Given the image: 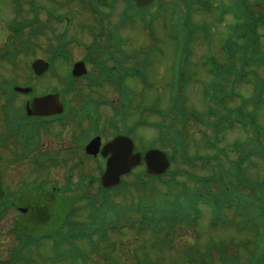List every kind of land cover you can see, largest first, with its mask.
Listing matches in <instances>:
<instances>
[{
	"label": "rangeland",
	"instance_id": "rangeland-1",
	"mask_svg": "<svg viewBox=\"0 0 264 264\" xmlns=\"http://www.w3.org/2000/svg\"><path fill=\"white\" fill-rule=\"evenodd\" d=\"M168 2V0H165ZM217 1V0H215ZM255 0H251L252 5H254ZM260 1V0H258ZM125 2H128L127 0ZM226 4L228 3V0H225ZM46 3V1H45ZM70 2L68 0L67 5H69ZM156 3H159L157 1ZM230 3V2H229ZM126 5L123 2V0H119L114 5L113 13L110 14V20L112 24L120 23L122 18V10L124 11L126 9ZM74 6V5H73ZM182 7V6H181ZM183 8V7H182ZM68 8H58L60 13H63ZM76 10H81L79 6L75 7ZM100 9H102L105 12H110V9L108 7L102 6ZM154 12L158 11V7L153 6L151 8ZM184 10L180 11L181 15H184ZM264 11V10H262ZM260 11V12H262ZM75 15V22L73 23V26H70L67 30V36L68 38L76 36L79 39L83 41V43H86L87 45L91 44L93 42L92 34L93 32H88L85 30V27L91 26L97 28L96 18L94 16H91L92 18L89 20H83L81 19L82 16H76L75 11L72 12ZM211 16L214 15L215 17V10L213 9L211 12ZM71 14V16L74 17V15ZM198 14L196 13L194 18H196ZM87 16H90L87 13ZM169 14L165 16L164 18L155 21L153 25V31L147 30L143 28V25L141 22L134 21V22H125L122 24V27L120 29V32L122 35L127 39V44L125 47L127 48L128 52L137 53L141 51V53L144 55L146 59L150 61V65L147 67L146 71L148 74L149 82L145 84V87L143 85L135 86L132 85L133 81L130 83L131 88L133 91H135L136 94H139V98L132 103L130 109L132 112V115L129 118L130 124L137 123L140 119H142L144 122H146L145 125H141L137 129V133L141 139H143L145 142L149 143L150 141L158 140L159 138V132L155 130L149 123L151 121H167V124L171 123L169 117L168 119H164V114L166 111L169 110L168 105L171 104V98L174 94V90L170 86V80L172 78V69L171 64L174 62L175 58V44L172 39L173 34V24L172 20L170 19ZM48 19V18H46ZM81 19V21H80ZM65 20L63 19L61 22H53L52 26L54 27L56 32H63L66 30ZM198 22V21H197ZM224 22H227V24L224 25L226 27L230 21L224 20ZM110 21H107L105 23L106 25V31L108 32V24ZM220 24H217V28H221L222 26H219ZM86 31V32H85ZM224 35L227 33L226 28H222L220 30ZM215 33V32H214ZM260 36L257 35V40L259 41L260 49H256L255 52H252L251 55L254 54V56H257V52L259 50V53L264 52V27H262L259 30ZM52 32L49 29L45 30V45L46 43L49 44L51 41ZM238 40V39H237ZM53 41V39H52ZM77 41V40H74ZM71 43V54L73 55L74 59L76 58H83L86 52L85 45H79L77 42ZM81 41V42H82ZM207 46V45H206ZM196 52H201V49L196 44L195 46ZM216 47V45H215ZM206 48V47H204ZM208 48V47H207ZM42 53V52H41ZM50 55L51 52L49 51ZM46 52L45 47V57L49 54ZM95 53V52H94ZM258 53V54H259ZM95 54L101 55L100 52H96ZM196 59L198 60L201 55L197 53ZM32 55V54H31ZM25 57L20 56V62L27 64L30 62L31 56ZM53 56V55H52ZM104 56H95L94 61H91L93 63V66H98V64H101ZM101 60V61H100ZM254 69L257 70L260 77L264 78V67H259L253 63ZM90 67V65H89ZM69 68L68 59L66 56L61 55L57 57L56 62L54 64L53 69L51 70L50 74L45 76V86H41L39 84V87H41V90L50 91L52 87L54 86H61V81L64 80L66 77L67 70ZM91 68V67H90ZM238 68H241L238 66ZM99 69V68H98ZM22 70V71H20ZM20 70H11L10 74H6V79H10V76H17V78L22 79L25 78L27 75H29L27 72H25V68L21 67ZM19 72V73H16ZM2 75L4 73H1ZM65 76V77H64ZM13 78V77H12ZM253 79V78H252ZM244 80L241 79L240 84L237 85L238 89L245 94V101L246 103H243L241 99L239 98H221L219 102H216L214 98H187V101L185 102V108L188 110L196 109L199 112V118L201 120H197L200 123L196 122V125H193V123H187L185 125L186 129V135L189 134V140H188V152L191 156H194L197 152L201 154H212L213 150L206 151L203 138L205 135V132L213 133L212 129H209L205 123V113L207 110H215L216 113L219 114L217 118L222 117H230L233 114V119L236 117L237 110H242L244 112L251 113V111L254 109L255 103L253 96H255V86H256V80ZM24 82V79L22 80ZM249 84L248 87L245 84ZM150 84V86H149ZM197 88V86H196ZM112 91V90H110ZM89 94H93L95 98H99L102 94H104V97L102 99L107 100H115L117 99V93L116 90L113 89L112 94H107L104 91L94 90L93 92H87ZM70 98L73 101L77 100L76 104L79 105L78 97L81 96L80 92L74 93L70 95ZM62 100V99H61ZM160 107V111L163 114L156 115L154 114L153 110ZM257 110H256V117L260 121L262 125H264V100L258 105L256 103ZM103 110H105L106 115L111 116L113 113V110L109 108L108 104H103L101 106V112L103 114ZM1 111V110H0ZM104 119L106 116H104ZM172 117H175V114L172 115ZM0 118L2 117V113L0 114ZM195 121V120H194ZM149 124V125H148ZM170 125V124H169ZM55 126H59V124H56ZM179 127H183L182 125H176ZM64 127H72L70 124L64 126ZM248 127V126H247ZM62 129L60 127H54L49 130V132L45 133V140L43 141V146H45V153L49 152L47 146H53L55 147V150L60 149L61 146L68 144L70 141V135L68 133H65V138H58V133L65 132L67 129ZM4 132V123L0 121V133ZM251 130L249 128H244L243 124L235 122L234 126L231 128V130L224 129L219 134V144L225 148H228L232 159H235L239 156V154L234 151V144H237L239 141L240 143H247V141L250 139V136L254 137L255 135L250 133ZM45 144V145H44ZM2 148L0 147V159L1 162H5L2 164L3 167H1V170L3 172V178L6 183L2 184V180L0 183V187L3 190V187H7L8 185H11L14 189L18 188L19 184L22 181L25 180H31L33 181L35 178H39L40 180H43L45 178V185L49 189L42 190V189H33L25 192L21 195L22 204L20 205L24 210L25 213L19 212L17 209H9V211L6 212V216L0 221V231L6 232L8 229L13 227V221L16 217H20L21 222L24 224V226L28 227H36L40 229H43L46 227L45 225H52L53 227L57 226L59 223L60 217L65 213L67 203H69V200H67L66 196H61L57 190H53V192L50 191V186L54 184H60L61 187L65 185V177L67 175V171L70 170V167L73 165L74 160L69 157V154L67 151L63 153V157L66 158V153L68 154V157L66 160H64L63 165H47L45 168V171L41 168H36V162L32 159L27 160H19L16 162V159H18V154L20 155V149L18 152L16 151L14 154L12 153V149L9 148ZM41 147V145L39 146ZM168 151H172V148H168ZM68 159V160H67ZM224 164L229 167L230 160L229 159H222ZM5 164V165H4ZM214 161L209 166H206L202 161L195 162L194 166L191 164L185 162L183 160V157L181 154H179V159L176 160L172 166V168L177 173V178L182 183L188 185L191 189L198 187V184L195 182H187L185 175L188 173H193L195 175L199 176H213L217 175V172L213 168ZM90 170L88 173H91L94 176H98V167L96 166V163L94 161L89 162ZM215 165V164H214ZM244 172L245 178L248 180L253 179L255 176L256 181L264 180V158H255L254 161L247 162L244 165ZM34 169V170H33ZM33 170V171H32ZM34 172V173H32ZM32 174L34 177H32ZM179 174V175H178ZM78 175V174H77ZM78 176H76L77 179ZM42 178V179H41ZM231 176L227 175V180L231 181ZM38 179V180H39ZM39 180V181H40ZM78 180V179H77ZM76 182V181H75ZM190 184V185H189ZM21 185V184H20ZM218 187L220 188V183H216ZM10 186V187H11ZM192 186V187H191ZM200 186V185H199ZM97 187V184L94 185V188ZM0 188V212L5 211V205L6 202H11L10 198H7L4 194H2ZM115 195L114 200L117 202L114 205V211L116 210H122L127 205L124 204V200L127 199L128 205H131L134 203V198L126 197L123 195ZM112 197V198H113ZM208 207H205L204 213L208 214ZM113 211V214H114ZM137 216V215H136ZM138 218V216H137ZM232 218V217H231ZM234 219V218H232ZM209 216L205 220V218L202 220L205 222V226H201L200 224L195 227L188 223H183L178 225V227L173 231L171 238L173 239L172 243L170 244L169 241L165 242L163 245V248L161 251H156L155 249V239L150 233H142L139 234L137 228L131 229L129 227H122V232L118 234V232H111L109 235V241L105 243L99 250L97 254H90L91 263L94 264H140L141 261L145 262L146 264L149 263V261L145 260L148 257H151L152 260H160L164 264H191V259L186 255V250L189 249L191 246H195L196 248L205 249L206 244L208 242L209 236L212 238L213 241H226L228 242V247L232 252L239 250L241 253L246 255L245 260H248L249 253L254 250L252 247V244L250 241H254L255 232L251 228L241 227V219L235 218V222L232 220H227L224 225H214L213 217L209 221ZM209 221V223H208ZM203 222V223H204ZM37 224V225H35ZM29 229V228H27ZM32 231L31 229H29ZM123 231L125 234H123ZM33 232V231H32ZM123 234V235H122ZM208 235V237L202 239V235ZM8 237H4V234L0 236V264L6 263L7 260V254H6V245L8 244L10 247L14 244H17L18 240L15 237H9V242H7L5 239ZM141 238V239H139ZM161 238V240H163ZM44 246L45 249H44ZM40 247L39 249L42 251V254L45 253V255H49V250L51 245L49 243H45V245ZM36 251V250H35ZM41 254V255H42ZM195 256H193L194 260L192 264H200L201 257L196 252L194 253ZM105 258H109L110 260H104ZM90 263V264H91ZM51 264V263H50ZM62 264H69L68 262L62 263ZM216 264H219L216 262Z\"/></svg>",
	"mask_w": 264,
	"mask_h": 264
},
{
	"label": "flooded vegetation",
	"instance_id": "flooded-vegetation-1",
	"mask_svg": "<svg viewBox=\"0 0 264 264\" xmlns=\"http://www.w3.org/2000/svg\"><path fill=\"white\" fill-rule=\"evenodd\" d=\"M0 6L3 9V12H7L6 17L8 22H6L5 27L9 30L17 29V24L23 19L35 20V18H37L38 20H45V15L42 16L41 10L38 9V11L34 12V8L28 4L27 0H2L0 1ZM27 35L28 34L21 37L20 40H18L15 36H10L5 38L4 41H0V98H17L16 96L8 94L9 87L12 81L16 79V76L13 75L10 76V79H6V74H10L11 70L15 69L9 62L2 61V53H6L9 48L12 49V47L15 46L22 49L24 41L21 40H23ZM34 44H37L35 40ZM41 49L45 51L44 42ZM4 58L9 59L6 54L4 55ZM1 73L4 74L2 75ZM32 80L37 81L38 79L32 76ZM39 129L42 128H38V130ZM43 161H45V156Z\"/></svg>",
	"mask_w": 264,
	"mask_h": 264
},
{
	"label": "trees",
	"instance_id": "trees-1",
	"mask_svg": "<svg viewBox=\"0 0 264 264\" xmlns=\"http://www.w3.org/2000/svg\"><path fill=\"white\" fill-rule=\"evenodd\" d=\"M35 225H37V224H35ZM37 229L38 228H36V227H33L32 228V231H37ZM10 250L12 251L13 249H11V247H9L8 249H7V252L9 251L10 252ZM10 255H12V261L13 260H19V258H23L24 260H27L28 258H30V257H34L35 256V253L34 254H32V247L31 246H20L19 248H18V252L16 253V254H12L11 252H10Z\"/></svg>",
	"mask_w": 264,
	"mask_h": 264
},
{
	"label": "water",
	"instance_id": "water-1",
	"mask_svg": "<svg viewBox=\"0 0 264 264\" xmlns=\"http://www.w3.org/2000/svg\"><path fill=\"white\" fill-rule=\"evenodd\" d=\"M145 1H147V0H145ZM49 99H50V98L45 99V105L48 104V100H49ZM49 112H51V111L45 109V113H49Z\"/></svg>",
	"mask_w": 264,
	"mask_h": 264
}]
</instances>
